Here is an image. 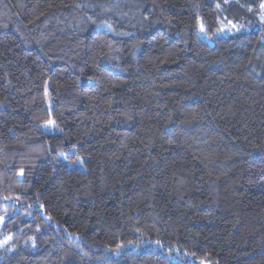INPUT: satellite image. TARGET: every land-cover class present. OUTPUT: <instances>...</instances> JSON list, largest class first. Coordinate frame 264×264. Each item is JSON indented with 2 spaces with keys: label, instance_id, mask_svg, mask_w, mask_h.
<instances>
[{
  "label": "trees",
  "instance_id": "trees-1",
  "mask_svg": "<svg viewBox=\"0 0 264 264\" xmlns=\"http://www.w3.org/2000/svg\"><path fill=\"white\" fill-rule=\"evenodd\" d=\"M260 1L0 0V264H264Z\"/></svg>",
  "mask_w": 264,
  "mask_h": 264
},
{
  "label": "rangeland",
  "instance_id": "rangeland-1",
  "mask_svg": "<svg viewBox=\"0 0 264 264\" xmlns=\"http://www.w3.org/2000/svg\"><path fill=\"white\" fill-rule=\"evenodd\" d=\"M261 4H264V0H261L259 2V5L261 6ZM259 17L261 18L262 16H264V9H262L261 7H259ZM251 10H246V11H242L240 10L238 13L236 12V14L234 16H236V18H232L229 16L230 12L228 10H223L220 12V29L216 32V36H227L230 35L234 30H243V29H252V27H249L246 23L247 20L252 16V12H250ZM232 15V14H231ZM201 31L203 32V27L201 26ZM209 39V37H207ZM47 106L48 109L52 108V101L49 97H47ZM42 129L50 134H57L60 132L59 127L55 124V122L51 119L46 121L45 123H43L42 125ZM82 158V162H76L77 158ZM58 158L65 161L67 163L68 167L71 168H78L81 170H85L86 166H85V160L87 159L86 155H78L76 157L75 160H69L65 157V155L63 153H60L58 155ZM5 220V216L0 217V226L3 224ZM180 251L176 250V253L179 254ZM178 258H181L182 256L177 255ZM200 264H208L207 262H201Z\"/></svg>",
  "mask_w": 264,
  "mask_h": 264
},
{
  "label": "snow or ice",
  "instance_id": "snow-or-ice-1",
  "mask_svg": "<svg viewBox=\"0 0 264 264\" xmlns=\"http://www.w3.org/2000/svg\"><path fill=\"white\" fill-rule=\"evenodd\" d=\"M262 9H264V4H261L260 6ZM261 19H264V16L261 17ZM76 162H82V158H77V161ZM118 248L120 247L119 245L117 246Z\"/></svg>",
  "mask_w": 264,
  "mask_h": 264
}]
</instances>
